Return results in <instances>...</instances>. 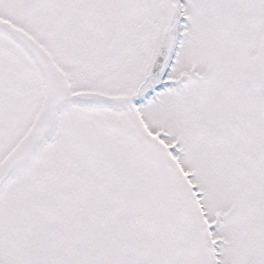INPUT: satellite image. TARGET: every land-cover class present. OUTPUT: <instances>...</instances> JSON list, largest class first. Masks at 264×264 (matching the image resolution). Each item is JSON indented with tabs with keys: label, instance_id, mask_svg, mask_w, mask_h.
I'll list each match as a JSON object with an SVG mask.
<instances>
[{
	"label": "snow or ice",
	"instance_id": "snow-or-ice-1",
	"mask_svg": "<svg viewBox=\"0 0 264 264\" xmlns=\"http://www.w3.org/2000/svg\"><path fill=\"white\" fill-rule=\"evenodd\" d=\"M0 264H264V0H0Z\"/></svg>",
	"mask_w": 264,
	"mask_h": 264
}]
</instances>
